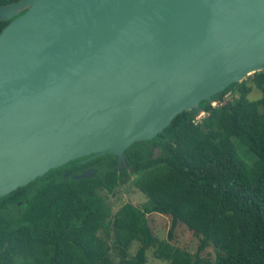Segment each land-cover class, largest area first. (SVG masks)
<instances>
[{
    "label": "water",
    "instance_id": "water-1",
    "mask_svg": "<svg viewBox=\"0 0 264 264\" xmlns=\"http://www.w3.org/2000/svg\"><path fill=\"white\" fill-rule=\"evenodd\" d=\"M0 21V198L84 157L120 169L264 70V0H20Z\"/></svg>",
    "mask_w": 264,
    "mask_h": 264
},
{
    "label": "trees",
    "instance_id": "trees-1",
    "mask_svg": "<svg viewBox=\"0 0 264 264\" xmlns=\"http://www.w3.org/2000/svg\"><path fill=\"white\" fill-rule=\"evenodd\" d=\"M253 87L261 97L250 100ZM212 101L133 143L120 169L114 155L84 157L1 197L0 264H146L149 248L168 264H264V70ZM128 180L147 201L112 213L105 194ZM154 213L169 221L167 240L148 225ZM178 227L197 239L193 254L171 243Z\"/></svg>",
    "mask_w": 264,
    "mask_h": 264
},
{
    "label": "rangeland",
    "instance_id": "rangeland-1",
    "mask_svg": "<svg viewBox=\"0 0 264 264\" xmlns=\"http://www.w3.org/2000/svg\"><path fill=\"white\" fill-rule=\"evenodd\" d=\"M231 95L232 94L229 93L225 98H229ZM260 97L261 91L253 87L252 91L248 95V98L250 100H255ZM201 116H203V114ZM105 200L111 208L112 213H115L125 203H130L134 206L142 207L147 201L146 197L135 188L131 180L117 184L112 193L105 194ZM147 222L155 237L160 240H167L169 221L166 217L156 213L150 214L147 215ZM171 243L175 246L186 248L187 251L193 254L196 251L197 239L187 229L178 227L174 231V240ZM137 247L138 242H133L129 249V253L131 256L135 254ZM111 254L113 256V253ZM146 257V264H168L167 261L154 257L153 248H149L146 251Z\"/></svg>",
    "mask_w": 264,
    "mask_h": 264
},
{
    "label": "flooded vegetation",
    "instance_id": "flooded-vegetation-1",
    "mask_svg": "<svg viewBox=\"0 0 264 264\" xmlns=\"http://www.w3.org/2000/svg\"><path fill=\"white\" fill-rule=\"evenodd\" d=\"M88 170H94V168H88V169H86V170H83L82 172H84V171H88ZM96 170V169H95ZM81 172V173H82ZM80 175V174H79ZM64 176H65V174H64Z\"/></svg>",
    "mask_w": 264,
    "mask_h": 264
},
{
    "label": "built area",
    "instance_id": "built-area-1",
    "mask_svg": "<svg viewBox=\"0 0 264 264\" xmlns=\"http://www.w3.org/2000/svg\"><path fill=\"white\" fill-rule=\"evenodd\" d=\"M213 105H215V103Z\"/></svg>",
    "mask_w": 264,
    "mask_h": 264
}]
</instances>
